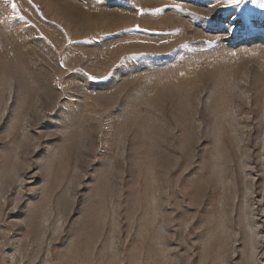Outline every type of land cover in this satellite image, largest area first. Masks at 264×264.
<instances>
[{
    "label": "rangeland",
    "instance_id": "374dc122",
    "mask_svg": "<svg viewBox=\"0 0 264 264\" xmlns=\"http://www.w3.org/2000/svg\"><path fill=\"white\" fill-rule=\"evenodd\" d=\"M261 4L0 0V264H264Z\"/></svg>",
    "mask_w": 264,
    "mask_h": 264
},
{
    "label": "snow or ice",
    "instance_id": "6c2138e0",
    "mask_svg": "<svg viewBox=\"0 0 264 264\" xmlns=\"http://www.w3.org/2000/svg\"><path fill=\"white\" fill-rule=\"evenodd\" d=\"M222 2L225 7H239L244 2V0H222ZM260 7H264V4H261ZM12 8L14 10L16 9L15 3L12 4ZM141 14H144L142 10Z\"/></svg>",
    "mask_w": 264,
    "mask_h": 264
},
{
    "label": "bare ground",
    "instance_id": "6f19581e",
    "mask_svg": "<svg viewBox=\"0 0 264 264\" xmlns=\"http://www.w3.org/2000/svg\"><path fill=\"white\" fill-rule=\"evenodd\" d=\"M263 192H264V189H263ZM264 195V194H263Z\"/></svg>",
    "mask_w": 264,
    "mask_h": 264
}]
</instances>
